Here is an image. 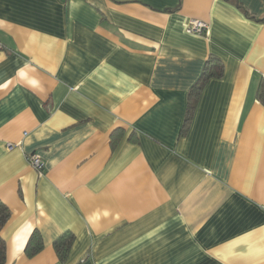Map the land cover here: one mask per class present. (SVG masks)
Here are the masks:
<instances>
[{"label": "crops", "instance_id": "crops-1", "mask_svg": "<svg viewBox=\"0 0 264 264\" xmlns=\"http://www.w3.org/2000/svg\"><path fill=\"white\" fill-rule=\"evenodd\" d=\"M236 1L0 0L6 264H264V0Z\"/></svg>", "mask_w": 264, "mask_h": 264}, {"label": "trees", "instance_id": "trees-1", "mask_svg": "<svg viewBox=\"0 0 264 264\" xmlns=\"http://www.w3.org/2000/svg\"><path fill=\"white\" fill-rule=\"evenodd\" d=\"M237 3V1L235 0ZM259 21L264 22V18H260ZM223 75V68L221 67L217 71H212L209 73H205L203 82L201 85L197 87L198 92H200L201 88L203 87L202 85L204 82H206L208 79H211L213 77L220 78ZM199 95V94H198ZM258 99L259 101L264 105V80L262 81L259 90H258ZM189 108L191 110H194L196 102H190ZM11 217V210L9 207L4 204L0 200V264H6V244L3 238L1 237V231L3 230L4 226L8 222V220ZM75 242V236L73 234H65L61 238H59L55 242V249L59 255V258L64 261L67 259L71 248ZM43 249V239L41 234L36 231L32 234L27 247H26V253L28 257H34L37 255L41 250Z\"/></svg>", "mask_w": 264, "mask_h": 264}, {"label": "built area", "instance_id": "built-area-1", "mask_svg": "<svg viewBox=\"0 0 264 264\" xmlns=\"http://www.w3.org/2000/svg\"><path fill=\"white\" fill-rule=\"evenodd\" d=\"M188 33L196 35H205L209 34V26L201 21H191L188 28ZM4 52V45L0 42V53ZM13 145H9L10 149H13ZM29 164L40 174H43L45 169V162L42 157L38 154H32L27 157Z\"/></svg>", "mask_w": 264, "mask_h": 264}]
</instances>
